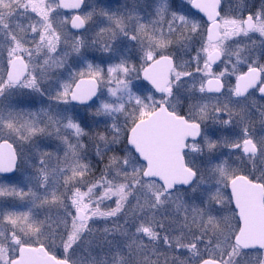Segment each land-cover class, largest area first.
<instances>
[{
	"label": "snow or ice",
	"instance_id": "1",
	"mask_svg": "<svg viewBox=\"0 0 264 264\" xmlns=\"http://www.w3.org/2000/svg\"><path fill=\"white\" fill-rule=\"evenodd\" d=\"M0 264H264V0H0Z\"/></svg>",
	"mask_w": 264,
	"mask_h": 264
}]
</instances>
